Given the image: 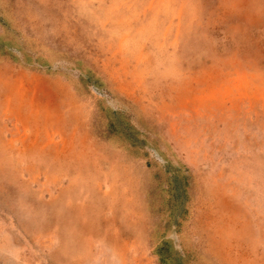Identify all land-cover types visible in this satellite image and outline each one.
I'll return each mask as SVG.
<instances>
[{"label":"rangeland","instance_id":"374dc122","mask_svg":"<svg viewBox=\"0 0 264 264\" xmlns=\"http://www.w3.org/2000/svg\"><path fill=\"white\" fill-rule=\"evenodd\" d=\"M0 264H264V0H0Z\"/></svg>","mask_w":264,"mask_h":264}]
</instances>
